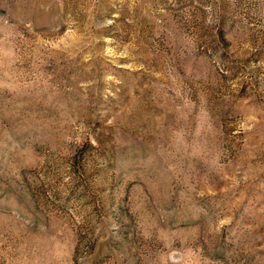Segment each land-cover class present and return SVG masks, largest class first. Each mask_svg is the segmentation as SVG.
<instances>
[{
	"label": "rangeland",
	"instance_id": "rangeland-1",
	"mask_svg": "<svg viewBox=\"0 0 264 264\" xmlns=\"http://www.w3.org/2000/svg\"><path fill=\"white\" fill-rule=\"evenodd\" d=\"M0 264H264V0H0Z\"/></svg>",
	"mask_w": 264,
	"mask_h": 264
}]
</instances>
